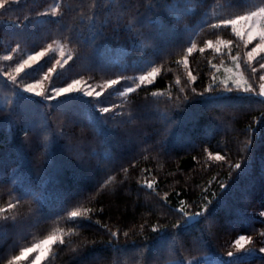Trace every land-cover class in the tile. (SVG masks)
Segmentation results:
<instances>
[{"label":"trees","instance_id":"1","mask_svg":"<svg viewBox=\"0 0 264 264\" xmlns=\"http://www.w3.org/2000/svg\"><path fill=\"white\" fill-rule=\"evenodd\" d=\"M253 2L19 0L0 10V55L17 49L11 60H0L5 66L58 40L73 58L56 67L49 85L132 78L99 97L45 100L15 93L17 85L0 76V94H9L0 104V207L16 204L0 213V264L69 227L72 234L41 264L155 263L224 252L238 235L262 244L264 218L257 212L264 209V104L231 85L227 91L218 76L233 55L243 65L250 45L245 48L231 26L209 28L244 14ZM56 5L57 16L44 15ZM217 37L233 40L232 51L206 47ZM192 43L197 48L189 55ZM56 59L55 52L44 56L17 81L44 78ZM149 66L160 68L153 82L121 97ZM242 72L252 79L250 69ZM102 107L113 111L101 113ZM210 153L225 160H209ZM236 163L239 169L231 167ZM153 179L154 189L142 186ZM209 201L204 216L172 227L181 202L192 213ZM83 208L92 209L87 219L67 221L69 211ZM234 261L264 264V255Z\"/></svg>","mask_w":264,"mask_h":264},{"label":"snow or ice","instance_id":"2","mask_svg":"<svg viewBox=\"0 0 264 264\" xmlns=\"http://www.w3.org/2000/svg\"><path fill=\"white\" fill-rule=\"evenodd\" d=\"M19 0H0V10H7V7L12 3H18ZM58 8L59 5H56L51 9L50 13H44V15H51L53 17L57 16L58 14ZM229 26H231V31L237 37L240 41L243 42L244 47L247 48L249 45L253 43V41H258L254 47L251 48L250 51H247L245 53L246 60L243 62V65L240 63L241 57L239 54L233 55L231 59L236 62V67L238 69H241L242 67L250 69L251 73L253 74L252 79H255V74L257 73L258 69L253 66V61H256L259 63V69H264V56H261V53H264V0H254L253 5L251 8L247 9L244 14L242 15H234L227 18H220L218 22L209 24L210 29H227ZM234 41L231 39H220L217 37V40L213 42L212 40L206 41V47L209 49H215L216 52H220L221 49L218 45H224L225 47L229 48V52L232 51V48L230 47L233 45ZM49 48H51V45H49ZM197 48V45L195 43H192L190 47L187 48V53L191 55ZM17 49L13 48L12 52H16ZM199 51L203 53L205 51L204 48H200ZM48 52V49H45L43 51L36 52L33 55H29L27 59H23L20 61L16 67H15V73L16 76H10V80L13 84H17V77L20 76L21 73H24L27 75L26 69H29L32 67L33 64H35L41 57H44L46 53ZM61 55L63 56L64 53L62 52ZM257 57L260 59L257 60ZM72 55L68 54L67 59L63 60V63L61 61L57 60V65H59L61 68L64 64H67L69 60H72ZM2 59L4 60H11V55L3 56ZM179 63V62H178ZM211 63V61H209ZM183 65L185 68L188 67V60L187 57L183 60ZM213 68H216L217 66L215 64H212ZM56 71V67L53 66L52 68L48 69L49 73H53ZM160 73V68L158 67H152L150 71H147L146 73L140 75L137 79L139 80V83L136 84V87H127L123 91L119 93L121 97H126L127 94L135 92L136 88H139L143 84H151L155 77ZM45 79H49V76L46 74ZM121 79H132L130 77H118L117 79H110L107 80L103 86H101L100 91H95V88H93L92 85H87L89 90H84L80 87L82 83L87 84V81H84L83 79L80 80H73L72 83L67 84L66 87H55L50 85V91L51 93H54V95H49L46 90H37L39 88V82L35 85H25L23 87L24 92L28 93H34L36 96L43 97L45 100H53L56 99L62 95L65 94H72L76 92L82 93L84 97H99L101 93L104 91L105 88H111L113 85H117L120 83ZM188 79L189 82L194 81L196 79L195 76L191 74L189 71L188 73ZM259 81H262V83H259V91L256 90L254 85L252 83H248L246 87L240 86V81H233V83L237 84L240 91L244 93L250 94L248 97L251 99V97H258L260 99L256 100V103L264 104V74L259 75ZM177 83L179 84L180 81L177 80ZM226 85V90L231 92L232 88L227 87V81H224ZM184 89L181 88V91ZM211 89H206L205 91H210ZM193 92H195V89H192ZM153 97H158L160 95H163L159 92H153L151 93ZM101 113H109L113 111V107H102L99 109ZM262 117H264V113L261 114ZM255 120V118H254ZM264 122V121H262ZM249 130H251V125L249 126ZM209 160H215V161H224L225 156L221 155L219 153L213 155L209 154ZM234 169H239L241 165L239 163H236L235 165H231ZM125 172L127 169L124 170ZM110 180L112 178H109ZM105 183H108L106 181ZM155 180H145L143 187H146L148 189H154ZM103 187V185H102ZM221 188L224 187L223 184L220 185ZM167 194H165L166 196ZM17 203H19V200H17ZM211 203L209 201L208 203H204L201 205V208L197 212H188L185 210V206L183 205V202H181V207L177 209L178 212L182 213L180 219L177 220L175 224L172 225L173 228H177L181 225L182 222L187 223L188 221L204 216L205 213L208 211V206ZM16 207V204L14 203H8L7 208L0 207V213H4L10 209H13ZM92 209L89 208H83V209H76L69 211L67 213V221L72 222L73 224L78 223V218L87 219L89 217V214L91 213ZM261 217H264V212L260 213ZM107 227V226H104ZM143 227V226H142ZM158 229L153 228L152 231H157ZM110 236L112 238H118L120 233L117 230H111L108 229ZM62 233V234H59ZM72 234V228L69 227L67 231L63 230H57L56 232H53L50 235H47L43 240L40 241V243H32L31 246L22 247L20 249L19 255H15L8 261V264H16V261L25 260L27 261L32 253H38L34 259L30 261V264H41L42 260L47 259L49 252L53 250V246L60 244L63 245L65 243V236ZM123 235L127 236L128 233H123ZM261 235H264V232L261 233ZM253 244V238L251 236L246 235H240L238 236L233 242L231 247L234 248V251H228L226 255L228 257H236V254L243 251V252H251L254 251V248H247L246 245ZM260 253H264V247H260L258 249ZM223 264V262H221ZM230 264H235V261H231Z\"/></svg>","mask_w":264,"mask_h":264},{"label":"rangeland","instance_id":"3","mask_svg":"<svg viewBox=\"0 0 264 264\" xmlns=\"http://www.w3.org/2000/svg\"><path fill=\"white\" fill-rule=\"evenodd\" d=\"M257 42L258 41H253V43L250 45V47L247 49V51H250L251 48L254 47ZM49 45H51V48H49ZM218 46L220 48L223 47L222 45H218ZM45 49H48V52L46 53V55H48V54H50L52 52H55L57 54V59H56L54 65H53L55 67H58L59 66L56 63L57 60H59V61H61V63H63V60L67 59L68 50H67L66 46L63 43H61L60 41H58V40H54V41L48 43L45 47L41 48L40 50H38L36 52L43 51ZM36 52L29 53L26 56L21 57V58H18L17 57V61L18 62L12 64L13 66H11V68L8 67L10 65L5 66V64L3 62H0V76L1 77H4V79L6 78L8 81L11 82L10 76H16V73H15V67H16V65L20 61H22L23 59H27V57L29 55H33ZM62 52L64 53L63 56L61 55ZM6 55H11L12 56L13 53L12 52H6V53L1 54L0 55V60H4V59H2V57L3 56H6ZM260 55L261 56H264V53H261ZM42 58L43 57H41L37 62H39ZM246 59L247 58H245V60ZM257 59L259 60L260 58L257 57ZM261 62H264V61H261ZM253 66L256 67L257 69H259V63H257L256 65H253ZM7 67H8V69H7ZM150 70H151V67L149 66V67H146V69L144 70L143 73L138 74L136 76L137 83H139V80L137 78L140 75H142V74H144V73H146L147 71H150ZM223 71H224L223 74L222 73L221 74H218V76L223 81V87L224 88L226 87L224 81H227V85H231L232 87H235V88H238V86H237V84L233 83V81H240V86H243V87H246L247 86V84L245 83V81H247L248 83H252L254 85V87L256 88V90L259 91L258 85H259V83H262V81H259V75L264 74V69H260V71H258V74H255V79H249V78H247L243 74L242 68L241 69H238L236 67V62H234V61L231 64H229L226 67V69L223 70ZM46 74L50 77L52 73H49L47 71ZM45 75H44V77H45ZM252 76H253V74H252ZM75 80H80V79H75ZM83 80L84 81H87L86 79H83ZM255 80H257V82ZM37 82H39V85H40L37 90H46L49 95H54V93H51V91H50V87H49L50 85L48 84V79H45V78H42V79H39V80H35V81L29 82V83H21L20 81H17V84H16L17 86H16L15 93L21 92V93H25V94H28V95H34V96H36L34 93L24 92L23 91V87L25 85H35V84H37ZM70 83H72V81ZM255 83H256V85H255ZM87 85H92L93 88H95V91H100L101 90V86H103L104 83H93L91 81H87V84L82 83L80 85V87L82 89H84V90H89L88 87H87ZM66 86H67V84L64 85V86H57V87H66ZM72 94L82 95V93H80V92H76V93H72ZM65 95H69V94H65ZM65 95H62V96H65ZM8 97H9V94H0V104H4V102L6 101V99ZM261 212H264V209L258 210L257 216L261 217L260 216V213ZM261 218H264V217H261ZM192 220H190V221H192ZM190 221H188V222H190ZM238 236H240V235H238ZM237 237H235V239ZM43 239L36 240L33 243H40V241L43 240ZM231 245H232V243L229 245L228 249L226 251H224V252H214V251H212V252L204 253V254H201V255L193 256V257L176 258V259H170V260H166V261L155 262V263H148V264H221V262L224 263V262H226L228 260H236V259H243V258H250V257H254V256L264 255V253H260L258 251V249L260 247H264V241L262 242L261 245H253V244L246 245L247 248H254L255 250L254 251H251V252H243V251H241V252H239V253L236 254V257H228L226 255V253L228 251H230V250L231 251H234V248H232ZM50 253L51 252H49L48 256L50 255ZM37 254L38 253H32L27 261H25V260L16 261V264H30V261L32 259H34ZM17 255H19V254H17ZM8 261L5 264H8ZM42 262H43V260L41 261V263Z\"/></svg>","mask_w":264,"mask_h":264}]
</instances>
